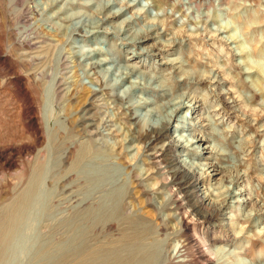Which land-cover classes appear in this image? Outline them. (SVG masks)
Returning a JSON list of instances; mask_svg holds the SVG:
<instances>
[{"label":"rangeland","instance_id":"rangeland-1","mask_svg":"<svg viewBox=\"0 0 264 264\" xmlns=\"http://www.w3.org/2000/svg\"><path fill=\"white\" fill-rule=\"evenodd\" d=\"M151 27L153 38L133 43ZM155 41L175 44L146 51ZM182 97L197 106L179 110L168 131L205 137L195 120L211 116L218 136L203 143L228 157L220 162L228 173L215 177L232 179L241 212L254 214L264 206V0H0V216L39 177L0 264H45L61 251L77 264L87 209L101 216L88 243L119 245L125 223L111 216L115 196L124 218L151 227L145 243H158L157 264H209L203 243L227 234L222 217L213 225L195 213L183 223L202 185L178 189L176 166L158 159L164 142L151 133ZM175 149L186 161L222 157ZM244 248L245 261L264 264L262 236Z\"/></svg>","mask_w":264,"mask_h":264},{"label":"bare ground","instance_id":"bare-ground-1","mask_svg":"<svg viewBox=\"0 0 264 264\" xmlns=\"http://www.w3.org/2000/svg\"><path fill=\"white\" fill-rule=\"evenodd\" d=\"M117 14L118 13H114L112 15L109 13L107 18H115ZM122 22H129V20L123 19ZM153 33H158L153 27L144 29L138 36L136 34V39L132 42H143L148 38H153ZM133 38H135V36H133ZM157 42L158 41H155V43L149 45V47L146 48V51L156 49L158 52H161L163 50H169L175 44L173 41L160 43L157 46ZM163 63L172 65L176 64L174 60L170 59H166ZM96 93L97 92L90 90V96L92 98L95 97ZM171 105L173 107H170V113H167L165 116L160 115L158 122L155 123L152 127L153 129H151V133L154 134L155 138L164 142L163 146L158 151V159L160 161H166L169 159L172 165L176 166L175 174L177 175L176 179L178 180V185L176 186L181 192L182 189H184L183 192H187V187H192L199 183L202 185V188L199 189L196 196L197 205H194V209H188L183 212V223L186 225L188 218L190 219L191 215L195 213H198L204 220L209 223L211 222L213 225H216L215 221L217 218L222 217V220L219 219L221 221L219 225L223 227L222 229H224L227 234L222 233L220 236L213 237L214 242H210L207 239H201V241L205 240L203 246L204 244L208 245L206 246L208 247L207 253L209 256L210 254L214 255V258L207 256V262L209 264H250L248 261H245L246 258H243V254L247 249L246 247V249L244 248V243H251L252 239L256 238L258 235L262 236L264 239V225H257V222L259 221H257V219L259 217H264L263 203H261V208L258 206L259 209L257 212L254 211V214L241 212L238 204H243L245 201L236 197L240 191H234L232 189V186L234 185L233 180L229 179V183L226 181L227 184H225L224 179L223 181L220 177H215L216 173L220 172L223 174L228 170L227 165L220 163L221 161L228 162V157L224 152L225 150L223 151L212 142L207 144L203 143V141L210 142L208 136H218V130L214 126L212 117L204 116L202 117L204 121L201 119L195 120V123L198 124V126H196L199 128L200 125L201 130L205 132V137L203 135H195L191 133L189 134V137H184L182 134H170L168 127L176 113L183 108H193L197 106V104L196 100L194 101L187 97H182L173 101ZM156 113L160 112L156 110ZM181 121H184V117L182 116ZM189 125L195 126L194 122H189ZM175 127L182 128L184 126L176 123ZM245 140L246 139L237 140L235 149L239 154L244 153L247 150ZM179 146L183 147V149L190 150V152L197 156L209 157L218 154L222 157L216 158V162L186 161L181 158L179 155L180 152H174V150H176L175 148ZM79 157L77 156L75 161ZM41 170L40 165L38 171L41 172ZM224 170L226 172H224ZM36 172L37 171H35V173ZM35 173L32 174L27 189L10 204L2 208V214L0 216V255L2 254L5 241H7L12 225L17 220L18 215L27 209L34 200L36 184L39 179L38 175L36 176ZM213 179L215 180L212 181ZM171 191L175 194L177 193L173 189H171ZM112 202L111 216H114L116 220L125 223L123 227L125 232L120 239L119 245H90L86 233L88 234L94 225L101 220V216L94 214L96 213V210H99L100 208L95 210L87 209L82 213L80 212L81 225H79V242L74 250V255H72L76 258L77 264H157L159 257L158 243H145V239H147L151 227L141 220H138L136 217L124 218L122 210L119 209L118 196L113 197ZM95 217L97 220H95ZM193 232H196L194 228ZM196 234H193V239L195 241H197ZM225 245H231L232 248H228ZM70 255L69 252L61 251L55 257L49 259L45 264H65Z\"/></svg>","mask_w":264,"mask_h":264}]
</instances>
